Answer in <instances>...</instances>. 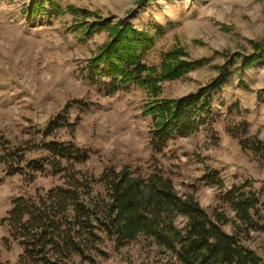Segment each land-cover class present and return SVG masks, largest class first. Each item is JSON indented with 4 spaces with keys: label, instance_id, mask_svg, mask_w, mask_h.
Masks as SVG:
<instances>
[{
    "label": "rangeland",
    "instance_id": "1",
    "mask_svg": "<svg viewBox=\"0 0 264 264\" xmlns=\"http://www.w3.org/2000/svg\"><path fill=\"white\" fill-rule=\"evenodd\" d=\"M43 1L44 11L29 16L30 0H0V221L13 198L62 183L49 169L33 174L29 169L46 158L49 142L89 153V160L76 167L83 179L97 178L110 167H127L142 177L158 173L171 180L179 197H192L212 218L220 213L234 220L219 190L202 181L214 171L225 189L250 182L264 202V159L240 143L264 146V0H152L140 8L136 0H53L55 10L49 9L50 0ZM69 7L128 19L152 33L160 29L162 36L145 57L149 66L159 67L160 55L175 48H183L190 61L208 60L185 78L162 83V99L195 92L217 76L212 67L236 53L252 54V43L261 47L263 63L244 71L242 78L235 72L214 96L206 122L157 153L150 140L151 118L142 113L149 96L137 86L111 93L104 81L89 79L86 61L107 35L85 38L74 31L78 19ZM52 121L55 129L45 136ZM260 217L255 220L263 229L237 235L243 246L264 258L263 208ZM176 223L181 228L184 220ZM223 230L235 233L231 223ZM5 237L0 227V241ZM104 247L108 258H98L97 264H179L142 238L118 251L109 242ZM20 254L16 245L2 248L0 264H18ZM73 263L83 264L77 257Z\"/></svg>",
    "mask_w": 264,
    "mask_h": 264
},
{
    "label": "trees",
    "instance_id": "2",
    "mask_svg": "<svg viewBox=\"0 0 264 264\" xmlns=\"http://www.w3.org/2000/svg\"><path fill=\"white\" fill-rule=\"evenodd\" d=\"M151 1L136 0L135 4L140 8ZM48 6L57 9L53 0L48 1ZM27 9L29 16L43 12L44 1L30 0ZM67 11L78 19L74 31L80 30L85 38L99 32L107 35L86 61L89 79L104 81L111 93L137 86L149 96L142 113L151 118L150 140L157 153L169 141L191 135L206 122L214 96L221 93L235 72L242 75L263 63L259 56L261 47L252 43V54L227 57L222 65L212 67L217 76L195 92L177 99H162V83L183 79L208 60L190 61L183 48H175L160 55L159 67L149 66L145 57L156 38L162 36L160 29L152 33L137 28L128 19L102 18L72 7ZM233 66L236 67L231 71ZM55 125L56 121L48 124L45 136ZM240 143L264 159V146L260 143ZM44 147L46 158L40 164L32 163L29 169L32 174L49 169L62 183L36 190L33 196L13 198L10 210L0 221L6 233L0 241V252L16 245L21 249L18 264H74L75 257L83 264H97L98 258H108L105 242L118 251L140 238L179 264H264V258L243 246L237 235L238 231L249 236L251 231L263 229L255 218H261L264 202L253 192L250 182L225 189L218 172L205 174L202 181L215 186L220 200L234 212L233 221L220 213L212 218L192 197H179L171 180L161 174L142 177L127 167L119 171L110 167L97 178L83 179L76 167L89 160L87 151L57 142ZM95 187L101 192H96ZM178 218L184 220L181 228L176 223ZM229 223L235 230L233 234L223 230Z\"/></svg>",
    "mask_w": 264,
    "mask_h": 264
},
{
    "label": "crops",
    "instance_id": "3",
    "mask_svg": "<svg viewBox=\"0 0 264 264\" xmlns=\"http://www.w3.org/2000/svg\"><path fill=\"white\" fill-rule=\"evenodd\" d=\"M130 22H131V21H130ZM136 27H137V26H136ZM242 77H243V75L241 76V78H242ZM241 78H240V79H241ZM241 80H242V79H241ZM238 81H239V80H238ZM244 88H245V87H244ZM245 89H246V88H245Z\"/></svg>",
    "mask_w": 264,
    "mask_h": 264
}]
</instances>
